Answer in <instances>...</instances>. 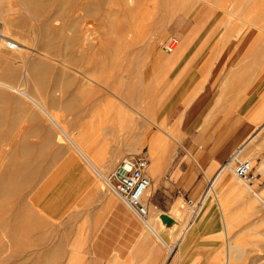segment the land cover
Wrapping results in <instances>:
<instances>
[{"label":"rangeland","instance_id":"1","mask_svg":"<svg viewBox=\"0 0 264 264\" xmlns=\"http://www.w3.org/2000/svg\"><path fill=\"white\" fill-rule=\"evenodd\" d=\"M11 1L12 2L9 3L6 0H1L3 5H7L8 3L9 5H12L15 2H20L19 0ZM81 1L83 0H63L62 4L60 3L61 0H53L52 2L50 1L51 3L49 6H47V9H45L46 11L42 10L40 13L41 16L38 15L35 17H32L30 14H28L23 7H19V10L16 11L13 10V12L5 11L3 10V5L0 2V12L2 11V14L0 13V22H3V20H10L14 23V25L8 26V28L5 29V33L8 34V38H6L5 41L8 42L13 40L16 42V47H22V52L17 48L15 50L9 51L6 49L7 42L5 43V41L0 39V62H3L0 63V79H2L3 68L4 70L9 66L14 68L16 65L19 67V61H21L23 57L26 62H29V59H31L33 56H36V58L39 56L37 54L31 53V50L29 49L30 47L32 48L40 45L44 38L42 35L45 36V31H43L44 29L40 31L42 28L38 24H41L45 18L47 19L49 16H54V11H52V9H55L54 7L64 5L65 8L62 7V16L61 14L60 17L57 16V24L60 22L64 23L65 21H68L67 23L69 24L68 25L65 22L63 36H74L79 32L78 28L84 29V26L87 28H92L94 31L96 30L95 32L98 40H96L97 42L92 48L94 51L90 50V53L88 55L86 54L88 57L87 59L86 56L85 59H83L84 55L83 58L80 57L83 66H80L81 63L79 62L74 63V61L71 63V60H69V54L72 52L76 53L78 48L74 42L72 45H74L76 48L73 47V49L72 46L66 45H64V47L62 46L61 48L58 47L62 43L60 40L62 38L60 37V39H57L56 44L54 43V45H52L53 48H55V46L56 48L50 49L51 51L53 50L52 53L54 54L48 51L50 54H52L51 56L53 59H46L45 61H47V66L49 65V68L52 66L53 69H48L49 73L46 71L43 73V76L40 74L43 77V81L41 79L42 77L40 76L39 79V75L37 74L38 76H33L34 79L36 78V82L34 79L32 80V76L30 78L24 75L21 76L22 79L19 78V82L18 79H16L17 81L15 80V82H18L19 84L23 83V86H20L19 88L26 86L27 91H29V89L30 91L32 90L31 92L29 91V94H27L30 95L32 93L31 97H34L33 99L35 100L38 99V103L43 102V104L46 106L49 103L48 109L50 112L52 111V114L53 112L54 114L56 113L57 117H62V119L83 117L82 120L78 119L79 124L82 121L87 120V122L85 121L83 123V126L86 128L94 125L95 123L93 119L99 118L104 112L109 113V115L111 114L112 116L115 115L117 113L116 106L122 107L123 111H126L127 115L129 116L137 117L139 115L137 118L140 120L144 118L146 119L147 116L150 117L151 111L154 109L152 112L153 114H151L152 118L150 117L151 119H149L150 122H147L148 130L151 128L150 131H153L154 133L152 138L148 139L149 136L146 137L148 135L146 129L144 131L142 128L143 131H141L142 129H140L138 126H136L137 136H135L136 134L133 133V131L135 132V128H123L122 131L125 132V135L121 139H109V149H112L113 146H121L122 139H124L126 155L142 153L148 157V144H155L156 140L158 142L160 138H168L166 137V132H169L171 123L177 118L179 113H182L183 110L188 108L184 121L185 126L183 128V133L187 134V142L193 139L189 142L191 143V146L188 147L189 159L197 160L194 155L195 151L199 150V146L202 148L204 147V140L212 142L222 133L223 128L226 127L227 124L234 122L239 117V113L237 111L238 106H230L228 104L226 108L224 107L226 110H228H224L226 112H217L215 117L211 120L209 127L206 128L203 133H201L200 130L194 126V124H199L202 121L203 116L207 113L208 109L213 103L217 92L219 89H221L220 85L222 81L228 74V71H230V69L238 62V60L242 61V64L238 65H243V63H246L244 67L247 69L249 68L251 72H254L251 73L253 75V82L250 84L245 100H249V103L254 101L255 103L253 106L259 102L260 95L264 90V72H261L259 75H257L264 67V55L261 56L264 54V0H257L255 2H253L254 0H140L138 4H141H137V8L136 6L134 7V10L138 9V11L130 13H127L125 4H121L123 0H121L122 2H120V0H97L98 3L100 1L99 4L102 5V7H98V4L96 8L97 10L94 8V10L90 13L87 11L85 12L83 9L80 11L81 8L79 7H82L80 3ZM88 1H94L97 3L96 0ZM101 2L103 3L101 4ZM122 5H124V7ZM47 10L50 12L48 11L47 13ZM76 15L80 17L79 24L78 26L74 25V27H72V21L74 22V19L77 17ZM143 16H146L145 22ZM140 18L143 19V24L142 21H140ZM228 19H230V24ZM220 20L223 24L220 23ZM249 20L251 23L256 25H250L251 23H249ZM245 21H248L249 25L246 24ZM146 22L147 24L149 23V25L145 26H148L147 28L150 29L152 33H154L153 42L150 45H145L144 43L142 44V42L137 43L136 40L135 42L137 45L136 43L134 44V42H129L128 39L132 34H134L132 33L134 29L135 31H140L136 32L137 35L144 34V31L146 30L143 31L142 29L145 28L142 27L144 24H146ZM139 23L143 26H139ZM52 24L55 26L54 22H51L50 26ZM215 26L219 27L215 28ZM224 26L229 27L225 28ZM238 28L242 29L238 36L236 38H230V40L227 41V43H224V45L222 43L224 42V39L222 40V38H228V34L230 33V35L235 34L237 30H240ZM257 33H262V35L259 37ZM255 38H258L259 40V42L257 41L258 43H253L255 48H253L251 43L250 44L252 47L251 49H253L252 51L256 50L259 52L261 50L259 55L261 57L258 56V59H255L257 57L252 55L257 53L256 51L253 53L251 51V57V55L248 56V53L250 54L248 50L251 49L246 48L248 49L247 54L245 50V46H249L250 48L248 41L252 39V42H254ZM40 39L42 40L41 42H39ZM58 41L59 44H57ZM100 43L102 45H100ZM170 43L175 44L172 52L166 51L167 46ZM203 43L207 44L202 50V55L199 56L201 59H203L201 62L200 58L197 59V55L199 53L194 56V52L197 49V46L202 45ZM24 46L29 48H25ZM236 48L238 49L236 50ZM57 49H59V52ZM60 51L61 54L66 52L67 56H64V58L60 54ZM21 56L23 57L21 58ZM191 57H194V59L191 60ZM61 59L64 62L61 61ZM195 59L197 60L195 61ZM49 60L52 62L48 64V62H50ZM254 61L257 62L254 63ZM250 63L252 64L250 65ZM59 64L63 66V71L68 69L67 72L65 71L66 75H64V72L62 71ZM65 66L66 68H64ZM193 68L196 69V73L191 78V80H193L192 84L195 88L196 85L202 83V89L198 92L192 103L187 108L185 104L177 102L174 105L175 110L172 112L174 109L173 107L169 112L170 115L168 113V115L165 114L166 120H160L162 118V113L160 114V111L165 108L166 105L164 106V103L167 102L170 92ZM24 69L25 67H23L22 70ZM77 69L79 71H84V76H78L81 80L77 78L78 80L75 79L76 81L74 84H70L68 86L70 80L69 78L75 74L74 71H78ZM59 72L62 73H60L61 76L58 74ZM46 73L47 75H45ZM68 74H70L69 77H67ZM116 74L118 77H116ZM238 77L240 76H236V73L233 74L231 78L233 81L230 83H233L232 86L238 82L235 81V79ZM228 80L229 81L227 83L231 81L230 79ZM15 82L14 86L18 84ZM70 91L73 93V95ZM223 93L229 94L228 89L224 90ZM243 93L238 94V96L236 94L232 98V101H238L242 99ZM8 96V99L6 97L4 98V96H0V131L3 130L5 132V136L2 138V140H0V264H67L69 261V255L73 249V243L70 241V233L64 229L61 223L43 218L36 214L32 215V213H28L27 217L29 218H26V220L30 227L24 228L17 224V222L13 219L15 212L21 208L24 203H26L31 188L37 182L38 178L44 173L47 165L50 164L47 161L48 155H46V158L44 156L38 155V147H32L24 142L16 145V142H18L20 138H36L37 135L33 129L37 126L47 128L45 134L46 137L50 136V133H53L54 129H49L50 127L48 126L47 121H45L43 113L39 111L40 109L33 105V102L29 98L11 90H9ZM73 96L74 100L78 103L74 104L75 101H71L74 104V109L71 110L70 108H67V105L70 102V99H73ZM107 98L112 100L110 101L112 104L109 103L105 105V100ZM43 99H46L45 101L48 103L43 101ZM67 99L68 102L66 101ZM52 101L55 103L53 104ZM64 104L67 107H65ZM241 108L243 110V107ZM251 109L253 111V108ZM242 110H240L241 113ZM144 113L147 114V116H145ZM262 120H264V118ZM66 124L64 123L63 125L67 126L66 129L70 131L73 126H75L71 123L67 125ZM244 124L249 126V135H255L259 126L254 123L244 122ZM49 130L53 131L51 132ZM72 132L75 133V131ZM83 133L85 136L78 138L79 141H82L87 137H94L92 134L88 135L85 132ZM143 133H145V136ZM97 134V138L101 139L99 133ZM262 135L264 137L263 133ZM138 136H141L143 139H141V137L139 138ZM131 137L134 138L131 139ZM184 137H186V135H182L178 140ZM128 140H132L131 143ZM134 140H137V143ZM143 140L145 144L143 143ZM147 140H150L149 143ZM240 141L241 139L238 141L237 145L240 143ZM127 142L131 144H129L130 147L134 144V148L128 147ZM95 144L97 143H94V145ZM104 146L105 149L106 145L104 144ZM236 146L231 148V150H233ZM68 147L69 145H67L66 148ZM96 149L98 153L103 152V149L99 147ZM231 150L225 155V158L222 161L215 162L216 164L213 168V174H208V172L204 171L205 167L201 165L202 167L200 169V177L205 176V179L207 180V185L204 189L205 192L208 191L210 180L220 168L219 166L224 164L229 159L227 156ZM263 155L264 147L262 146L258 149L255 155H243L239 156L238 159H248L250 162L252 161L251 175L244 179L249 186L251 185L252 192L247 190L245 196L251 194L250 196L252 197L253 193H255L258 194L257 196H260L264 202V166L263 170L258 172L260 162H257V160H259ZM122 158L123 156H119L113 162H108V164L107 162L102 163L98 160L100 164L98 166L100 167L103 165L105 167V169H102L103 166L100 167L102 171L101 173L104 175V178H102L100 183L102 188L105 186L108 174L115 168L116 164ZM22 162L24 164H22ZM234 163L236 164V162H233V170L235 168ZM22 166L30 167L31 170L30 168L27 169L25 167L22 169ZM18 167L21 169H18ZM21 170L25 171H23L25 176ZM147 172L149 174V168ZM25 177L28 178L25 179ZM234 180L235 182L237 181L241 183V180L239 181L237 178ZM3 181L12 183H8V187H6L7 185L5 186L8 190V194L2 193V188H5ZM229 190L230 189L222 188L219 192L220 195L219 193L218 195L216 194L217 196H215V194L208 195L209 197L202 204L204 207L208 202H211L212 205L217 209L218 213L216 224L218 225V238L220 242H215L214 244L212 243L215 248L213 249V259L211 261L213 264H224V260L226 259L227 243L229 240H231V242L238 243L244 248L242 256L238 260H234L232 264H264V219H262L264 216V204L258 201L256 196H254L253 198L256 201H254V205L257 207L255 212V208L252 209L253 204L249 205L246 203L247 201H245V196H243V198L241 195L239 196L240 198H236L237 194L233 192L231 193ZM178 194L179 193L175 191V195L177 196ZM205 195L206 194L204 193L203 197ZM225 196L227 198H224ZM179 198L181 199L180 201L183 207H181V211L177 213V216L175 215L174 223L167 224L171 232L176 231L178 234H182L189 221L191 213L187 211V206L184 203L183 198ZM218 203H220V205ZM221 203L222 205H226H223L222 207ZM219 206L224 208V211L221 210L222 208L220 209ZM224 212H226V216L223 219L222 217L225 215ZM158 215L159 214H157L156 218L162 221V218L160 215ZM224 222L227 223L228 227L225 226ZM167 224H161V230L167 226ZM159 235L162 237L161 232H159ZM165 244H167L166 241ZM223 254L225 257H223ZM170 264H180V262H177V259L171 258ZM209 264H211V262H209Z\"/></svg>","mask_w":264,"mask_h":264},{"label":"crops","instance_id":"2","mask_svg":"<svg viewBox=\"0 0 264 264\" xmlns=\"http://www.w3.org/2000/svg\"><path fill=\"white\" fill-rule=\"evenodd\" d=\"M219 26H215V28ZM203 44L199 45L200 47L197 46L194 52V56L199 53L197 59L202 55V50L207 43ZM193 59L194 57H191V60ZM202 60L200 61L202 62ZM195 73L196 69H191L181 82L172 89L166 104L164 103L165 108L160 111V114L162 113L160 120H166L165 114L168 115L177 102L185 104L187 108L186 100L190 97L195 98L196 87L194 88L193 80H191ZM231 96L224 94L219 89L202 121L199 124H194L203 133L202 130L209 127L210 121L214 118L213 115H216L217 108L221 106L219 105L221 102L226 101L225 108L228 104L238 106L239 117L234 122L227 124L222 133L213 140L214 142L204 140V147L199 146V150L195 151L194 155L197 160L189 159L188 147L191 146L189 142L193 139L187 142V134L183 133L188 108L179 113L171 123L169 132L166 133L168 139H164V147L157 148V152L152 157L150 154L148 157L146 156L147 159L149 158L147 171L149 168L148 175L151 186L144 199L148 206V215L145 220L137 216L116 193L106 186L101 187L102 178L97 175L91 165L89 166L87 160L83 161L86 158L81 155L82 159L79 151L76 153L77 150L74 149V152L73 149L66 148L65 139L64 143L62 141L59 143L60 141L56 138L54 131L53 136L46 137L45 127H35L33 130L37 135L36 138H20L16 145L24 142L32 147H38V155L45 158L48 155L47 161L50 164L47 165L44 173L31 188L26 203L15 212L13 219L24 228L30 227L26 220L29 218L27 217L28 213L61 223L64 229L70 233V241L73 243L67 264H170L171 258L177 259L180 264H209V262L213 264L211 261L215 248L213 244L220 242L218 225L216 224L218 213L211 202H208L204 207L202 205L206 201L201 200L205 193L207 180L205 176L200 177V169L204 166V171L213 174L215 162L222 161L231 148L236 146L241 139L240 143L228 154L229 159L225 162L228 163L233 154L242 148L252 135H249V126L244 122L258 125L264 118V92L261 93L256 105L253 106L255 102L252 101L243 108L242 113L240 110L243 100L232 101ZM224 106H221V112L228 110ZM174 110L175 107L172 112ZM102 114L99 118L93 119L95 124L93 123L94 125L91 127L86 128L83 124H79L71 129L75 133L83 131L88 135H94V137L84 138L81 144L86 146L88 154L95 164L100 165L98 160L102 163H110L119 156L124 158L133 155H126L124 139H122L121 146H113L112 149L110 148L111 150L108 148L109 137L116 138L118 134L113 135L116 136L113 137L108 132L105 136L104 132L109 130L110 120L113 119L115 124L117 117L116 114L113 116L106 112ZM78 118L83 119V117ZM84 121L87 122V120ZM204 125H206L205 128ZM116 126H118L117 123ZM172 129L176 131L175 134ZM97 133L102 135L101 139L97 138ZM182 135H186V137L178 140ZM257 138L251 145H248L249 147H246V151L240 156L255 155L260 147H264L263 135ZM260 139L261 141H258ZM94 143L97 144L94 145ZM256 143L257 146L260 144L257 148ZM104 144L106 145L105 149ZM98 147L103 149L104 153H98L96 149ZM263 160L264 155L257 162ZM153 162L156 163H154L155 166H153ZM102 169L105 167L103 166ZM175 191H180V194L176 196ZM179 197H182L183 200L185 198L198 199L196 214L194 216L190 214L188 224L182 234H178L176 231L171 232L169 226L164 227L161 234L167 244H162L155 232L148 228L145 222L151 217L155 220L157 214H163L174 220L175 215L183 207ZM159 225L158 223L157 228L161 226Z\"/></svg>","mask_w":264,"mask_h":264},{"label":"bare ground","instance_id":"3","mask_svg":"<svg viewBox=\"0 0 264 264\" xmlns=\"http://www.w3.org/2000/svg\"><path fill=\"white\" fill-rule=\"evenodd\" d=\"M7 2H12L11 0H6ZM20 2L18 3V2H15L16 3V5H15V3H13L12 5H9V3L7 4V5H3V3L1 2V0H0V2H1V4L3 5V10H5V11H12L13 12V10H19V7L21 8V7H23L24 9H25V11L28 13V14H30L32 17H35V16H41L40 15V13L42 12V10L43 11H46L45 9H47V6H49L50 5V3L53 1V0H19ZM51 1V2H50ZM62 1L63 0H61V4H62ZM75 1H77V0H75ZM97 1V0H96ZM140 0H123V2L120 0V2H122L121 4H125V7H126V9H127V13H130V12H134V11H138V9L137 10H134L135 8V6L138 4V2H139ZM255 1H257V0H254L253 2H255ZM72 2V1H71ZM154 2V1H153ZM69 3V2H68ZM81 3V6L82 7H79V8H81L80 9V11L83 9L85 12L87 11V12H91V11H93L94 10V8L96 9L97 8V5L100 3V1H99V3H98V1H97V3L96 2H94V1H86V0H83V1H81L80 2ZM103 2H101V4H102ZM107 3V2H106ZM110 3V2H109ZM147 3V2H146ZM58 4V3H57ZM108 4V3H107ZM139 4H141V3H139ZM138 4V5H139ZM148 4V3H147ZM117 5H119V4H117ZM137 5V6H138ZM241 5H243V4H241ZM240 5V6H241ZM17 6H18V8H17ZM79 6V5H78ZM102 7V5H98V7ZM123 7H124V5H122ZM137 6H136V8H137ZM62 7L63 8H65V6L64 5H62V6H56V7H54L55 9H52V11H54L53 12V17H51V16H49L47 19L45 18V20L41 23V24H38L42 29L40 30V31H42L43 29V31H45L44 32V34H45V36L44 35H42V37H44L43 38V41L40 39L39 40V42H41V44L40 45H37L36 47H26V46H24L25 48H29L30 50H31V53H34V54H37V55H39L37 58H36V56L34 57H32L31 59H29V62H26V60L24 59V55L25 56H27L26 54H24L23 56H21V61H19V67H18V65H16V66H14V65H12V66H14V68L13 67H8V68H6L5 70H4V68H3V72H2V79H0V96H4V98L6 97L7 99L9 98V96H8V94H9V90H11V91H16V92H18L19 94H22L23 96H25V97H27V98H29L32 102H33V105H35V107L36 108H38V109H40L39 111H41L42 113H43V116H44V119H45V121H47V124H48V126L50 127L49 129H54V132H55V136H56V138L60 141L59 143H61V141H63L62 143H64V141H65V143H67V145H69V149H75V150H77L76 151V153L79 151L80 153V157H81V155H83L84 156V158H86V159H84L83 161L85 162L86 160V162H88V164H89V166L91 165L92 166V169H94L95 170V172L97 173V175H99L101 178H104V175L101 173L102 171H101V166L99 167L97 164H95V162H94V160L90 157V155L88 154V150H87V148H86V146H83L82 144H81V141H79L78 140V138H82L83 136H85V134L83 133V131L82 132H80V133H74V132H72V131H70V130H67L66 129V127L67 126H64L63 124L65 123H67V124H69V123H71L72 125H79V118H76V117H74L73 119L72 118H65V119H62V117L61 118H59V116L57 117L56 116V113L54 114V112H53V114L50 112V110L48 109V106H49V103L48 102H46L44 99H43V101H45L46 103H48L47 104V106L46 105H44L43 104V102H40V103H38V101L37 100H35V99H33L32 97H31V94L30 95H28L31 91H30V89H29V91H27V89H26V86L25 87H23V88H19L20 86H23L22 84H19L18 82H19V78L20 79H22L21 78V76L22 75H24V76H26V77H30L31 78V76H32V80L34 79L33 78V76L34 75H36V76H38L39 75V79H40V76L42 75L43 76V73L44 72H48L49 73V70L48 69H51L52 68V66H51V68H49L48 66H47V61H45L46 59H53L52 58V54H54V53H52V51L50 50L51 48L52 49H55L56 48V46H55V48H53V46L52 45H54V43L56 44V41H57V39H60V37L62 38V39H60L61 41H62V43L60 44V46H58V47H64V45H66V46H72V49H73V47H75L74 45H72V44H74L75 43V45H76V47L78 48V50L76 51V53L74 52H72L71 54H69V60H71V63L72 62H74V63H76V62H79V63H81V60H80V57L81 58H83V55H84V58L83 59H85V56H86V54L88 55L89 53H90V50H93L92 48H93V46H95V44H96V42L98 41L97 40V35H96V30L94 31V29H92V28H87V27H85L84 25V29L83 28H78V30H79V32L77 33V34H75L74 36L72 35V36H68V37H65V36H63V29H64V27H65V22L63 23V22H60V23H58L57 24V19H58V17L57 16H59L60 17V14H61V16H62ZM76 7V6H75ZM148 7V6H147ZM150 7V6H149ZM218 7H221V6H218ZM259 7V6H258ZM122 9V8H121ZM147 9V8H146ZM145 9V10H146ZM239 9V8H238ZM2 10V9H1ZM65 10V9H64ZM97 10V9H96ZM99 10V9H98ZM221 10V9H220ZM48 11L49 10H47V13H48ZM79 11V10H78ZM224 11V10H223ZM241 11V10H240ZM239 11V12H240ZM2 12V11H1ZM0 12V13H1ZM50 12V11H49ZM67 12V11H66ZM79 13V12H78ZM77 13V14H78ZM2 14V13H1ZM96 14V13H95ZM148 14H149V12H148ZM233 14V13H232ZM44 15V14H43ZM45 15H47V14H45ZM63 15H65V14H63ZM80 15V14H79ZM144 15V14H143ZM145 15H146V13H145ZM77 16V17H76ZM76 16H74V17H76L75 19H74V17H73V19H74V22L72 21V27H74V25H77L78 26V24H79V20H80V17L78 16V15H76ZM96 16V15H95ZM1 17V16H0ZM5 17V16H4ZM144 17V18H143ZM142 18L143 19H145V17L146 16H143ZM142 18H140V21H142L143 19ZM43 19V18H42ZM37 20V19H36ZM148 20V19H147ZM243 20V19H242ZM2 21V20H1ZM42 21V20H41ZM146 21V19L144 20V22ZM228 21H229V24H230V19H228ZM51 22H54L55 24V26H53V24L50 26V23ZM68 22V21H67ZM66 22V24H68ZM81 22V21H80ZM143 21H142V24L144 23ZM226 22V21H225ZM245 23L246 24H248L249 25V23H251L250 22V20H249V23H248V21H245ZM140 24V23H139ZM142 24H140L139 26H141ZM221 24H223L222 22H221ZM227 24V23H226ZM256 25V24H254V23H251L250 25ZM12 25H14V23H13V21H7V20H3V22H0V39L2 40V41H5V39L6 38H8V34L7 33H5V29L6 28H8V26H12ZM69 25V24H68ZM67 25V26H68ZM133 25V24H132ZM145 25H149V23L147 24V22H146V24H144V26ZM126 26V25H125ZM138 26V27H139ZM143 26V25H142ZM142 27V28H145V29H142L143 31L144 30H146V31H144V34H142V35H137V33L136 32H140L139 30H137V28H136V30L137 31H135V29H134V31L132 32V33H134V34H132L131 36H130V38L128 39V41L129 42H134V44L136 43L135 42V40L137 41V43L138 42H142V44L144 43L145 45H150L152 42H153V40H154V38H153V35H154V33H152L151 32V30L150 29H148L147 27L148 26H145V27ZM230 26V25H229ZM228 26V27H229ZM39 27V28H40ZM76 27V26H75ZM221 27V26H220ZM225 27V26H224ZM228 27H225V28H228ZM147 28V29H146ZM261 28V27H260ZM238 29H240V28H238ZM241 30L242 29H240V30H237V32L235 33V34H233V35H230V34H228V38H222V40L224 41V42H222L223 44L224 43H227V41H229L230 40V38L232 39V38H236L237 36H238V34L241 32ZM261 30V29H260ZM130 31H131V29H130ZM233 31V30H232ZM229 32V31H228ZM234 32V31H233ZM244 32H246V31H244ZM244 32H243V35H244ZM263 32H264V30H263ZM70 33H71V31H70ZM129 33H131V32H129ZM142 33V32H141ZM225 33H227V32H225ZM224 33V34H225ZM223 34V35H224ZM258 35H259V37L262 35V33L261 34H259V33H257ZM222 35V36H223ZM257 35V36H258ZM41 36V35H40ZM39 36V37H40ZM227 37V36H226ZM241 37H242V35H241ZM258 37V38H259ZM99 38V37H98ZM138 38V39H137ZM258 38L256 39L255 38V40H254V42H252L253 40L251 39L250 41H248L249 42V44L251 43L252 45H253V43H255V42H259V40H258ZM264 38V37H263ZM101 39V38H100ZM254 39V38H253ZM97 40V41H96ZM102 40V39H101ZM134 40V41H133ZM260 40H261V38H260ZM60 41V42H61ZM7 41H5V43H6ZM9 42V41H8ZM7 42V43H8ZM74 42V43H73ZM106 42V41H105ZM128 42V43H129ZM257 42V43H258ZM6 43V44H7ZM131 43V44H132ZM137 43H136V45H137ZM57 44H59V41L57 42ZM99 44V43H98ZM130 44V45H131ZM223 44H222V46H223ZM251 44H250V48H249V46L248 47H246L245 46V50H246V54L248 53V51L250 52V54L248 53V56H250L253 52H255V51H252L253 49H251L252 47H251ZM21 45V44H20ZM25 45V44H24ZM100 45H102L101 43H100ZM225 45V44H224ZM133 46V45H132ZM255 45H253V48H255L254 47ZM57 47V48H58ZM75 47V48H76ZM175 47V44L174 43H170L168 46H167V50L166 51H170V52H172V50H173V48ZM224 47V46H223ZM239 47V46H238ZM18 50L20 49V51L22 50L21 48L22 47H16ZM15 48V49H16ZM59 48V49H60ZM66 48V47H65ZM64 48V49H65ZM134 48V47H133ZM246 48H248V49H251V50H248V49H246ZM7 49V48H6ZM14 49V50H15ZM59 49H57L58 50V52H59ZM222 49V48H221ZM238 48H236V50H237ZM257 49V48H256ZM8 50V49H7ZM244 50V51H245ZM248 50V51H247ZM260 50V49H259ZM9 51H12V50H9ZM24 51V50H23ZM48 51H50L52 54H50V52H48ZM54 51H56V50H54ZM94 51V50H93ZM92 51V52H93ZM104 51V50H103ZM243 51V52H244ZM251 51H252V53H251ZM22 52V51H21ZM257 52V51H256ZM260 52H261V50L259 51V52H257V53H254V54H252L253 56H255V57H257V58H255V59H258V56L260 55ZM220 53V52H219ZM245 53V52H244ZM21 54V53H20ZM58 54V53H57ZM60 54H61V51H60ZM243 54V53H242ZM63 57L65 56H67V54H66V52L63 54H61ZM160 55V54H159ZM245 55V54H244ZM243 55V56H244ZM252 55H251V57H252ZM264 54H262L261 56H263ZM90 56V55H89ZM241 56V55H240ZM261 56H259V57H261ZM64 57V58H65ZM20 58V57H19ZM68 58V57H67ZM88 57L86 56V59H87ZM113 58V57H112ZM254 58V57H253ZM17 59V58H16ZM16 59H15V61H16ZM63 59V58H62ZM61 59V61H63ZM79 59V60H78ZM14 60V59H13ZM78 60V61H77ZM15 61H14V63H15ZM28 61V60H27ZM50 61V60H49ZM2 62V61H1ZM0 62V63H1ZM52 61H50V62H48V64L49 63H51ZM64 62V61H63ZM63 62H61V63H63ZM173 62V61H172ZM253 62V61H252ZM257 61H254V63H256ZM3 63V62H2ZM5 63V62H4ZM9 63V62H8ZM11 63V62H10ZM79 63H78V65H79ZM12 64V63H11ZM18 64V63H17ZM66 64V63H65ZM238 64H242V61L241 60H238V62L235 64V65H237V66H233L231 69H230V71H228V74L226 75V77L224 78V80L222 81V83H221V90L222 91H224V90H226V89H228V91H229V95H232L231 97L233 98L236 94H237V96H238V94H241V93H243V96H242V100H243V105H242V107L243 108H245V107H247V105L249 104V100H245V97L247 96V92H248V89H249V87H250V84H252L251 82H253L252 80H253V75L251 74V73H254V72H251L250 70H249V68L247 69L246 67H244V65H246V63H243V65H238ZM252 63H250V65H251ZM5 65H8V64H5ZM4 65V66H5ZM10 65V64H9ZM52 65V64H51ZM55 65V64H54ZM60 65V64H59ZM63 65V64H62ZM78 65H76V66H78ZM82 65V63L80 64V66ZM3 66V67H4ZM61 66V65H60ZM67 66V65H66ZM66 66L64 67V68H66ZM80 66H79V68H80ZM83 66V65H82ZM113 66V65H112ZM23 67H25V69L24 70H22L23 69ZM237 67V68H236ZM59 68V67H58ZM63 68V66H61V69ZM78 68V69H79ZM113 68V67H112ZM53 69V68H52ZM77 69V70H78ZM81 69V68H80ZM110 69V68H109ZM60 70V69H59ZM59 70H57V71H59ZM64 69H62V71H63ZM70 70V69H69ZM53 71V70H52ZM66 72L68 71V69L67 70H65ZM65 71H63L64 72V75H66L65 74ZM82 71V70H81ZM74 71L75 72V74H73V76L71 77V78H69L70 80H69V83H68V81H67V83H68V86L71 84H74V82L76 81V80H78L79 79V77L78 76H84V71ZM233 71H234V73H236V76L237 75H239L240 77H238V78H236L235 79V81H238L237 83H235L234 84V86H232L233 85V83L232 84H230L233 80L231 79L232 78V76H233ZM55 72V71H54ZM263 73L264 72V67L262 68V70L257 74V75H259L260 73ZM60 73L61 72H59L58 74L60 75ZM38 74V75H37ZM41 74V75H40ZM62 74V73H61ZM45 75H47V73L45 74ZM63 75V76H64ZM69 75L70 74H68V76L67 77H69ZM117 75V74H116ZM41 76V77H42ZM61 76V75H60ZM231 76V77H230ZM35 77V76H34ZM64 77H66V76H64ZM63 77V78H64ZM116 77H118V75L116 76ZM23 78H25V77H23ZM46 78V77H45ZM44 78V79H45ZM62 78V79H63ZM78 78V79H77ZM85 78V77H84ZM256 78V77H255ZM16 79H18V82H15V80ZM29 79V78H28ZM36 79V78H35ZM35 79H34V81H35ZM42 79V81H43V77L41 78ZM65 79V78H64ZM76 79V80H75ZM87 79V78H86ZM228 79H230L231 81L229 82V83H227L229 80ZM31 80V79H30ZM79 80H81V79H79ZM90 80V79H89ZM17 81V80H16ZM40 81V80H39ZM41 81V82H42ZM14 82L15 83H18V84H16V86H14ZM22 82V81H21ZM26 82H28V81H26ZM25 82V83H26ZM30 82V81H29ZM33 82V81H32ZM36 82V81H35ZM43 83V82H42ZM31 84V83H30ZM33 85V84H32ZM202 83H200V84H198L197 86H196V88H195V92H194V95H195V97H196V95L198 94V92L202 89ZM65 86H66V84H65ZM54 87V86H53ZM62 87H64V86H62ZM115 87V86H114ZM29 88V87H28ZM32 89V88H31ZM116 89V88H115ZM130 89H131V87H130ZM27 91V92H26ZM112 91V90H111ZM71 92V91H70ZM124 92V91H123ZM122 92V93H123ZM127 92V91H126ZM132 92V91H131ZM130 92V93H131ZM262 92H264V90L262 91ZM8 93V94H7ZM28 93V94H27ZM112 93V92H111ZM125 93V92H124ZM129 93V92H128ZM71 94L73 95V93L71 92ZM118 94V93H117ZM5 95H7V96H5ZM79 95V94H78ZM78 95H76V96H78ZM123 95V94H122ZM75 96V95H74ZM74 96H73V99L71 100L70 99V102L68 103V107L65 105V107H67V108H70L71 110L72 109H74V104L76 103H78L77 101H75L74 100ZM81 96V95H80ZM60 97V96H59ZM72 97V96H71ZM70 97V98H71ZM120 97V96H119ZM132 97V96H131ZM51 98V97H50ZM39 99H41V98H39ZM194 99V97H190L189 99H187L186 101H187V106H189L190 105V103L192 102V100ZM49 100V99H48ZM53 100V99H52ZM56 100V99H55ZM75 101L74 102V104H73V102H71V101ZM224 100V99H223ZM61 101V100H60ZM67 102H68V99L66 100ZM110 101H112V100H110L109 98H107L106 100H105V105H107V104H109V103H111L112 104V102H110ZM185 101V102H186ZM53 102V101H52ZM226 102V101H225ZM225 102L223 101V103L221 102V104H219V105H221V106H224L225 105ZM55 102H53V104H54ZM227 103H229V102H227ZM226 103V104H227ZM53 104H51V105H53ZM57 104V103H56ZM51 105H50V107H51ZM60 105V104H59ZM58 105V106H59ZM140 105V104H139ZM30 106V105H29ZM55 106V105H54ZM76 106V105H75ZM218 106V105H217ZM221 106L219 107V108H217L218 109V113H219V110L221 109L222 110V108H221ZM226 106V105H225ZM224 106V107H225ZM34 107V106H33ZM104 107V106H103ZM117 108V113H116V117L117 118H115V124H114V120L113 119H111L110 120V122H109V130L106 132H104L105 133V136H106V134H108V132H109V134H111V136H113V135H117L118 134V136L117 137H119V138H122L124 135H125V132H123L122 130H123V128H125V129H132V128H135L134 130H135V132L133 131V133H135L136 134V131H137V127L136 126H138V127H140V129H144V131H145V129H146V131H147V133H148V135L146 136V137H148V139H150V138H152L153 136H154V133H153V131H150L151 130V128H150V130H148V126H147V122H150V120L149 119H151L152 118V115L150 114V117H148L147 116V114H145V116H147V118L145 119H139V118H137V117H133V116H129V115H127V113H126V111H123V109H122V107H118V106H116ZM79 109V108H78ZM216 109V110H217ZM257 109V108H256ZM259 109V108H258ZM52 110V109H51ZM137 110V109H136ZM220 110V111H221ZM241 110H242V108H241ZM250 110V109H249ZM36 111H37V109H36ZM140 111V110H139ZM142 111V110H141ZM72 112V111H71ZM138 112V111H137ZM151 112H153V109H152V111ZM215 112V111H214ZM216 113V112H215ZM136 114V113H135ZM153 114V113H152ZM38 115V114H37ZM134 115V114H133ZM141 115V114H140ZM215 115V114H214ZM213 115V117H215ZM64 116V115H63ZM71 116V115H70ZM72 116H74V115H72ZM77 116V115H76ZM154 116V115H153ZM210 116H212V115H210ZM111 117V116H110ZM143 117V116H142ZM206 118H208V117H206ZM181 119V118H180ZM213 119V118H212ZM82 120V119H81ZM179 120V119H178ZM210 120V118L208 119V121ZM207 121V120H206ZM85 121H82L81 123H80V125H82L83 123H84ZM211 122V121H210ZM116 123L118 124V126H116ZM154 123V122H153ZM163 123V122H162ZM45 124V123H44ZM66 124V125H67ZM149 124V123H148ZM177 124H178V121H177ZM206 124V123H205ZM178 126V125H177ZM205 126L206 125H204V128H205ZM258 129H257V131H256V133H255V135H251L250 137H249V139H247V141L244 143V145H243V147L242 148H240L239 150H237L234 154H233V156H232V158L230 159V161L228 162V163H226V164H224V165H222L219 169H218V171L215 173V175L213 176V178L210 180V183H209V188H208V191L207 192H205V196L203 197V201H205L209 196L208 195H210V194H215V196H217L218 195V193L220 192V190L222 189V188H227V189H230L229 191L232 193H236L237 195H236V198H240L239 196H241V197H243V196H245L246 195V193H247V190H250L251 191V185L249 186L248 185V183L244 180V179H240V178H238V177H236L235 176V174H234V170L232 169V165H233V162L235 161H238V160H240V159H238L239 158V156L244 152V151H246V147H249L248 145H251L254 141H255V139L259 136V135H262V133H263V131H264V120H262V121H260V123L258 124ZM47 127V126H46ZM163 127V126H162ZM101 128V127H100ZM160 128V127H159ZM203 128V127H202ZM206 128H208V127H206ZM47 129V128H46ZM143 129L141 130V131H143ZM176 129V128H175ZM2 130V129H1ZM172 130H174V129H172ZM49 131H51V130H49ZM53 131V130H52ZM51 131V132H52ZM179 131V130H178ZM202 131H205V129L204 130H202ZM53 132V133H54ZM175 130H174V134H175ZM132 133V132H131ZM167 133V132H166ZM171 133V132H170ZM144 134V136H145V133H143ZM173 134V133H172ZM171 134V135H172ZM140 135V134H139ZM167 135V134H166ZM170 135V134H169ZM5 136V132L2 130V131H0V140H2V138ZM50 136H52V133H50ZM99 136L102 138V135L99 133ZM122 136V137H121ZM131 136H132V134H131ZM135 136H137V134L135 135ZM134 136V137H135ZM143 136V135H142ZM109 137V136H108ZM113 137H116V136H113ZM116 137V138H117ZM134 137H131V139L132 138H134ZM139 137V136H138ZM141 137V136H140ZM139 137V138H140ZM145 137V138H146ZM135 138H137V137H135ZM145 138H144V140H145ZM170 138V137H169ZM65 139V140H64ZM105 139V138H104ZM109 139H111L110 137H109ZM138 139V138H137ZM141 139H143L142 137H141ZM168 139V138H167ZM258 139V138H257ZM50 140V139H49ZM56 140V139H55ZM144 140H143V143H144ZM129 141V140H128ZM131 141L132 140H130L129 142L131 143ZM134 141H136V143H137V140H134ZM149 141L150 140H147V142L149 143ZM258 141H261V139L260 140H258ZM258 141H256L257 143H258ZM129 142H127V144H128V147H130L129 146ZM140 142H141V140H140ZM139 142V143H140ZM146 142V141H145ZM167 142V141H166ZM1 143V142H0ZM135 143V144H136ZM139 143H138V145H139ZM147 143V144H148ZM159 143V144H158ZM168 143V142H167ZM257 143L255 144V146H256V148L260 145H258L257 146ZM262 143H264V137H263V141H262ZM132 144H133V142H132ZM145 144V143H144ZM131 145V144H130ZM134 145V144H133ZM133 145L130 147V148H132L133 147ZM149 145V154L151 155V157L157 152V148L158 149H160L161 147H164L163 145H164V139L163 138H160L159 139V141L157 142V140H156V143L154 144V143H149L148 144ZM158 145H160V146H158ZM255 146H254V148H255ZM129 148V149H130ZM134 148V147H133ZM255 148V149H256ZM28 149V148H27ZM31 149V148H30ZM25 150H26V148H25ZM75 150H74V152H75ZM168 150V149H167ZM254 151V150H253ZM256 151H257V149H256ZM4 152V151H3ZM27 152V151H26ZM169 153V152H168ZM78 154V155H79ZM156 156V155H155ZM158 156H160V155H158ZM158 156L156 157V159L158 158ZM167 156V155H166ZM82 158V157H81ZM155 158V157H154ZM241 158V157H240ZM83 159V158H82ZM155 159V160H156ZM153 160V159H152ZM157 161V160H156ZM155 161V162H156ZM155 162H153V166H155V164L157 163H155ZM26 163V162H25ZM31 163V162H30ZM155 163V164H154ZM252 163V161L250 162V164ZM22 164H24L23 162H22ZM27 164H28V161H27ZM108 164V163H107ZM152 164V163H151ZM150 164V165H151ZM235 164V163H234ZM264 164V160L262 161V162H260V166H259V170H258V172H261L262 170H263V165ZM26 165V164H25ZM87 165V164H86ZM23 167H25V168H30V167H27V166H22V169H24ZM151 168H152V170H153V167H152V165L150 166ZM251 167H252V165H251ZM157 168V167H156ZM18 169H21V168H19L18 167ZM30 170H31V168H30ZM24 171V170H23ZM22 170H21V172L24 174V172H23ZM27 171V170H26ZM251 171H252V169H251ZM17 172V171H16ZM30 172V171H29ZM28 172V173H29ZM27 173V174H28ZM152 173V172H151ZM232 174H233V176H232ZM255 174V173H254ZM29 175V174H28ZM45 175V174H44ZM251 175V174H250ZM24 176H25V174H24ZM24 176H22V177H24ZM30 176V175H29ZM237 178V179H239V181L241 182V183H239V182H235V178ZM26 178H28V177H25V179ZM43 178V177H42ZM11 179V178H10ZM8 180H9V177H8ZM105 180V179H104ZM11 181V180H10ZM11 182H13V181H11ZM11 182H8V181H3V185H4V187L6 186V187H8V183H10V184H12ZM14 183V182H13ZM16 183V182H15ZM17 184H18V182H17ZM3 185H2V187H3ZM15 186V185H14ZM150 186H151V184H150ZM2 188V193L3 194H8V190H7V188ZM11 187V186H10ZM16 187V186H15ZM253 187V186H252ZM149 189H150V187L148 188V191H147V193L149 192ZM9 190H10V188H9ZM10 192V191H9ZM224 192V191H223ZM252 192V191H251ZM147 193L145 194V197L147 196ZM228 193V192H227ZM217 194V195H216ZM219 195H220V193H219ZM251 194H249L248 196H245L246 198V200L245 201H247L246 203H248L249 205L250 204H253L252 206H250V207H252V209H254L255 208V212H256V208L257 207H255V200H254V196H256V198L258 199V201H260L261 203H263L264 204V202H263V199H261L260 198V196L258 197L257 195L258 194H255V193H253V196L251 197L250 196ZM145 197H144V199H145ZM214 197V196H213ZM218 198V197H217ZM224 198H227L226 196L224 197ZM244 198V197H243ZM107 199V198H106ZM219 199V198H218ZM221 199H223V198H221ZM234 199V198H233ZM24 200V199H23ZM230 200V199H229ZM228 200V201H229ZM220 201V200H219ZM224 201H226V200H224ZM255 201V202H254ZM24 202V201H23ZM22 202V203H23ZM220 202H222V201H220ZM225 203V202H224ZM219 205H220V203H218ZM221 205H222V203H221ZM224 206L226 205V204H223ZM223 205H222V207H223ZM248 205V206H249ZM262 205V204H261ZM247 206V207H248ZM263 206V205H262ZM109 207V206H108ZM220 207V206H219ZM222 207H220V209L222 208ZM221 210H223L224 211V208H222ZM222 211V212H223ZM251 211V210H250ZM159 213V212H158ZM157 214V213H156ZM223 214V213H222ZM225 214V215H224ZM224 217H222L223 219L225 218V216H226V212H224ZM187 215V214H186ZM261 215V214H260ZM263 215H264V213H263ZM159 216V215H158ZM177 216V215H176ZM262 216V215H261ZM160 217L162 218V221H160V219H153L152 217H151V219L150 220H147L145 223H146V226L148 227V228H150L153 232H155V235L158 237V239L162 242V244L164 243L165 244V240H164V238L163 237H161L160 235H159V232H161L160 230H161V228L162 227H159V228H157L158 227V223L161 225H164V224H167V223H174V220L172 219V218H168L167 216H165V215H163V214H160ZM229 218V217H228ZM262 218V217H261ZM186 219V218H185ZM230 219V218H229ZM262 219H264V216H263V218ZM261 219V220H262ZM149 221V222H148ZM155 221H157L156 223H155ZM160 221V222H159ZM224 221H226V220H224ZM51 223V222H50ZM182 223H184V222H182ZM225 223V222H224ZM188 224V223H187ZM48 225V224H47ZM159 225V226H160ZM173 226V225H172ZM225 226H227V223H225ZM224 226V227H225ZM166 227V226H165ZM167 227H168V224H167ZM228 227V226H227ZM226 227V228H227ZM223 228V227H222ZM15 229V228H14ZM13 229V230H14ZM21 232V231H20ZM184 232V231H183ZM63 234V233H62ZM180 236V235H179ZM16 242V241H15ZM222 247H223V245H222ZM169 249V248H168ZM220 249V248H219ZM244 248L242 247V245H240V244H238V243H235V242H231V240H229V242L227 243V250H226V259L224 260V264H232L233 263V261L234 260H238L241 256H242V254H243V250ZM224 255V254H223ZM223 257H225V255L223 256ZM47 259V258H46Z\"/></svg>","mask_w":264,"mask_h":264},{"label":"built area","instance_id":"4","mask_svg":"<svg viewBox=\"0 0 264 264\" xmlns=\"http://www.w3.org/2000/svg\"><path fill=\"white\" fill-rule=\"evenodd\" d=\"M169 45V44H168ZM8 50L16 48V42L11 40L6 44ZM148 159L142 153L122 158L106 178L105 186L116 193L124 203L141 219L148 215V206L144 200L151 181L147 172ZM251 164L248 159L236 161L234 174L240 179H246L251 174ZM180 194V191H178ZM187 211L194 216L198 207V200L185 198Z\"/></svg>","mask_w":264,"mask_h":264}]
</instances>
